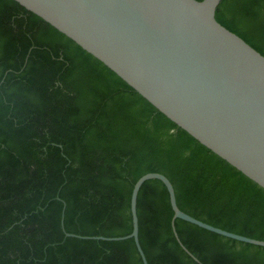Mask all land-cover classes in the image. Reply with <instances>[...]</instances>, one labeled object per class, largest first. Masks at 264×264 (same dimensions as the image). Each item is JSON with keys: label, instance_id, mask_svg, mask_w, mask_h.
<instances>
[{"label": "trees", "instance_id": "1", "mask_svg": "<svg viewBox=\"0 0 264 264\" xmlns=\"http://www.w3.org/2000/svg\"><path fill=\"white\" fill-rule=\"evenodd\" d=\"M216 19L264 56V0H222ZM148 173L171 181L183 212L264 241L263 188L75 42L0 0V264H143L133 239L65 233L131 234L132 191ZM137 213L148 264H199L173 233L161 181L143 184ZM175 225L202 264H264V247Z\"/></svg>", "mask_w": 264, "mask_h": 264}, {"label": "water", "instance_id": "2", "mask_svg": "<svg viewBox=\"0 0 264 264\" xmlns=\"http://www.w3.org/2000/svg\"><path fill=\"white\" fill-rule=\"evenodd\" d=\"M102 62L197 142L264 189V56L216 19L222 0H13ZM159 180L174 212L171 227L182 249L177 219L239 242L255 240L183 212L163 174L148 173L131 196L133 239L143 264L137 200L143 184ZM63 210L62 226L64 229Z\"/></svg>", "mask_w": 264, "mask_h": 264}]
</instances>
